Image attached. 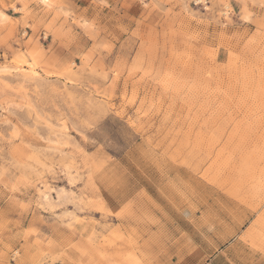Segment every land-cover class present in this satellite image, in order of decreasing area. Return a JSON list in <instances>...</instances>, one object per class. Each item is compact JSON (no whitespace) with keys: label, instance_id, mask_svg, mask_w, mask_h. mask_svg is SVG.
Here are the masks:
<instances>
[{"label":"rangeland","instance_id":"rangeland-1","mask_svg":"<svg viewBox=\"0 0 264 264\" xmlns=\"http://www.w3.org/2000/svg\"><path fill=\"white\" fill-rule=\"evenodd\" d=\"M0 264H264V0H0Z\"/></svg>","mask_w":264,"mask_h":264}]
</instances>
